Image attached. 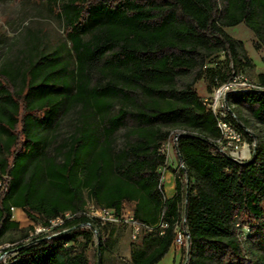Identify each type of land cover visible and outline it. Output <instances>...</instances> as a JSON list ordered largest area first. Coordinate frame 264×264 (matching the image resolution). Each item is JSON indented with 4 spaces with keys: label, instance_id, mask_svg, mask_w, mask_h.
Here are the masks:
<instances>
[{
    "label": "trees",
    "instance_id": "16d2710c",
    "mask_svg": "<svg viewBox=\"0 0 264 264\" xmlns=\"http://www.w3.org/2000/svg\"><path fill=\"white\" fill-rule=\"evenodd\" d=\"M22 2L42 5L62 32L53 47L35 33L0 63V178L10 177L0 189V243L15 230L29 236L12 207L44 225L75 217L20 243L11 264H91L92 229L102 256L117 224L82 214L87 198L119 215L131 204L134 220L152 227L132 243L131 264L160 262L182 220L187 264H264V139L235 111L245 103L264 125V72L259 89L227 97L228 119L256 140L245 161L219 150L217 117L195 87L202 78L217 87L252 64L226 27L244 23L264 46V0ZM174 130L183 131V165L167 198L164 148Z\"/></svg>",
    "mask_w": 264,
    "mask_h": 264
},
{
    "label": "rangeland",
    "instance_id": "374dc122",
    "mask_svg": "<svg viewBox=\"0 0 264 264\" xmlns=\"http://www.w3.org/2000/svg\"><path fill=\"white\" fill-rule=\"evenodd\" d=\"M226 31L234 38L244 43L247 53L252 61V64L247 65L240 73L252 82L257 81V75L260 72H264V46L258 42L255 34L244 23L237 26L226 27ZM61 32L62 28L57 19L50 15L42 5L37 3L27 4L23 3L22 0H0V63L7 57L11 56L17 49L24 48L28 43L33 42V36L35 33L40 36L43 44L53 47L60 40ZM223 57L224 56L222 55L221 59H223ZM193 77L194 75L191 74L181 78L179 80V85L184 86L185 83L192 81ZM211 85L206 78H202L195 82V87L203 98H209L212 95V90L216 87L215 85ZM235 111L244 119L246 131L254 136V138L255 135H259L264 139V125L256 122L252 116L251 109L247 104L241 103L240 105H237ZM178 132V130L172 132L171 140L168 144V163L177 168L181 166L180 161L176 157V141L174 139ZM245 142L248 145V148L245 151V157L248 158L250 153L254 152L256 140L250 142L245 137ZM93 205L94 202L87 198V203L81 213L86 216L89 214L91 215L90 211L92 210ZM125 208L126 212L127 210L132 211L133 206L127 204ZM12 212L14 214L15 210ZM23 217V220H19V225H23L20 228L28 229L29 236H24L23 231H11L0 244L15 243L16 245H19L20 243L27 242L31 238L37 236L36 229L40 227V224L30 219L27 214H23ZM74 217L75 215L72 219ZM60 225H63V223L57 224L51 231L44 232L41 235L48 236L59 233V231H56L55 227H59ZM180 225L183 236L182 242H177V239L179 238L178 233L175 240V247L181 252V260L180 258H177V260L174 261L170 254L157 264H185L186 259L184 250L188 246V237L185 233L183 220ZM81 227L92 229L90 225H83ZM92 230L94 231V240L86 247V253L91 264H97L99 257L97 250L98 233L97 230ZM84 242V238H80V242L76 244V248L80 250ZM140 242L141 238H133L132 227L130 224H117L115 225V234L107 244L106 252L100 256V260L103 261V264H131V245L132 243Z\"/></svg>",
    "mask_w": 264,
    "mask_h": 264
},
{
    "label": "built area",
    "instance_id": "2783aa9c",
    "mask_svg": "<svg viewBox=\"0 0 264 264\" xmlns=\"http://www.w3.org/2000/svg\"><path fill=\"white\" fill-rule=\"evenodd\" d=\"M260 86L250 81L247 77L242 74H235L231 79L219 84L213 91L212 95L209 98H203L204 103L209 109H211L217 117V126L220 130V137L215 140L219 146V150L231 156L237 161H245L251 158L253 153H250V156L246 158V149L248 148L247 143L245 142V137L243 132L230 120L228 119V113L230 110L227 103L228 94L241 89H259ZM233 114V112H232ZM234 115V114H233ZM183 132L182 130H178ZM177 134V133H176ZM175 141L177 142L178 136L175 135ZM170 142V141H169ZM168 144H166L164 150L169 155ZM183 163L181 162V166ZM10 177L8 175H3L0 178V189L4 190L7 188ZM16 207H12V211ZM91 215H87L92 218H98L102 224L106 222H112L114 224H130L132 227L133 238L138 239L144 229L152 230L151 226L146 224L139 223L134 220L133 210L129 211L124 207L121 214L119 215L114 208L103 207L94 202L92 210L90 211ZM75 214L68 211L64 215L58 216L50 220L49 225L40 224V227L36 229L37 236L41 235L44 232L51 231L54 226L59 223H65L66 220L72 219ZM161 226L167 227L168 223H161ZM177 231L179 233V238L177 242H182V231L180 226H177ZM18 254V245L15 243H2L0 244V264H11L14 258Z\"/></svg>",
    "mask_w": 264,
    "mask_h": 264
},
{
    "label": "crops",
    "instance_id": "0c3cea01",
    "mask_svg": "<svg viewBox=\"0 0 264 264\" xmlns=\"http://www.w3.org/2000/svg\"><path fill=\"white\" fill-rule=\"evenodd\" d=\"M176 154H177V149H176ZM177 159L180 161V158L177 154ZM181 163V161H180ZM177 167H175L174 165H171L170 163L167 164V167H165L163 169V187H164V192L167 198H171L175 195L176 193V176H175V172L174 169H176ZM164 178H165V182H164ZM23 214L26 215V212L24 209L21 208H15V212L13 214V219H15L16 221L19 222V220H23ZM18 215V216H17ZM23 225L20 224V227H22ZM172 256V258L175 260H177V258H180L181 260V252L179 251V249H176L175 244H173V246L171 247L170 251L167 253L166 256L170 255ZM165 256V257H166ZM164 257V258H165Z\"/></svg>",
    "mask_w": 264,
    "mask_h": 264
},
{
    "label": "water",
    "instance_id": "95a60500",
    "mask_svg": "<svg viewBox=\"0 0 264 264\" xmlns=\"http://www.w3.org/2000/svg\"><path fill=\"white\" fill-rule=\"evenodd\" d=\"M176 136H179V133H177ZM187 237H188V243H189V236H188V234H187ZM100 245H101V243H100V239H99V237H98L97 250H98L99 257H98V262H97V264H100ZM185 264H187V260H186Z\"/></svg>",
    "mask_w": 264,
    "mask_h": 264
}]
</instances>
